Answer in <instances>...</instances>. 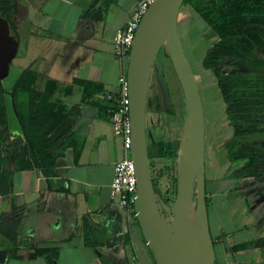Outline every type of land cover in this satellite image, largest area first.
I'll use <instances>...</instances> for the list:
<instances>
[{
    "label": "crops",
    "instance_id": "0c3cea01",
    "mask_svg": "<svg viewBox=\"0 0 264 264\" xmlns=\"http://www.w3.org/2000/svg\"><path fill=\"white\" fill-rule=\"evenodd\" d=\"M138 2L41 0L28 13V22L20 30L31 59L28 68L39 75L41 91L48 81L57 83L55 96L73 113L68 131L74 135L79 156L76 160L74 149L68 147L47 168L38 165L28 149L25 155L12 157L18 146L13 143L21 141L23 133L17 120L16 127L10 120L0 124V264H156L138 221L112 198L115 164L125 152L112 119L102 111L114 106L119 77L125 71L116 58L115 36ZM199 73L204 86L216 85L211 70L200 68ZM76 80L102 84V94L84 96ZM71 86L73 92L67 94ZM216 106L219 114L205 120L211 160L219 148L217 138L233 132L225 103ZM20 143L26 146V141ZM227 167L219 174L227 199L218 195L212 183L210 191L207 188L210 205L223 214L215 219L212 233L219 246L216 264H264V249H230L264 238L253 232L264 223L249 214L245 195L230 196L235 182L225 178ZM231 210L234 215L227 216ZM227 239L235 244L226 243ZM38 250L44 253L33 257Z\"/></svg>",
    "mask_w": 264,
    "mask_h": 264
},
{
    "label": "trees",
    "instance_id": "16d2710c",
    "mask_svg": "<svg viewBox=\"0 0 264 264\" xmlns=\"http://www.w3.org/2000/svg\"><path fill=\"white\" fill-rule=\"evenodd\" d=\"M183 6L198 21L197 30L207 45L201 69L211 70L217 77L216 84L225 103V117L233 129L232 136L226 142L228 167L225 178L235 180L238 186L250 191L247 207L258 221H264V191L260 190L264 187V0H185ZM0 14L9 20L12 33L20 42V49L19 0H0ZM159 57L164 64V75L176 109L174 114L165 109L154 68L147 113H165L175 117L185 105L181 100L183 91L180 92L181 85L163 50ZM129 58L130 54L124 64L126 75ZM224 67H230L227 74L221 73ZM75 84L83 86L84 96L102 94L103 91L102 84L92 81L76 80ZM73 88L69 87L67 94L72 93ZM58 90L57 83L48 81L45 90L41 91L39 75L30 68L21 73L10 91L0 81V124L9 123L8 95L28 154L44 168L55 165L59 153L68 147L74 149L76 160L79 156L74 135L68 131V122L73 113H68L55 96ZM155 90L159 93H154ZM115 107L116 104L107 110L102 108V111L112 119ZM179 147L180 140L173 139L148 143L154 187L164 217L166 207L174 212L178 174L169 176L163 189L156 176L153 159L165 158L178 162ZM171 169L172 166L167 168L169 172ZM209 205L207 198L208 211ZM212 237L216 249L215 237ZM252 248L264 249V238L233 245L230 249L237 252ZM43 253L38 250L32 256Z\"/></svg>",
    "mask_w": 264,
    "mask_h": 264
},
{
    "label": "water",
    "instance_id": "95a60500",
    "mask_svg": "<svg viewBox=\"0 0 264 264\" xmlns=\"http://www.w3.org/2000/svg\"><path fill=\"white\" fill-rule=\"evenodd\" d=\"M185 0H155L137 29L127 69L132 122L131 157L135 164L138 192L137 221L156 264H216L206 188V124L200 88L187 57L179 30ZM20 42L0 15V81L9 76ZM169 58L186 102L180 137L177 196L172 219L162 214L156 195L148 154L147 106L151 77L156 69L165 109L175 113L164 64ZM16 141L12 157L25 155L27 147Z\"/></svg>",
    "mask_w": 264,
    "mask_h": 264
},
{
    "label": "rangeland",
    "instance_id": "374dc122",
    "mask_svg": "<svg viewBox=\"0 0 264 264\" xmlns=\"http://www.w3.org/2000/svg\"><path fill=\"white\" fill-rule=\"evenodd\" d=\"M40 1L41 0H21V4H20L21 14L19 20L22 26H25L26 23L28 22V18H29L28 13L31 12L33 9H35L37 6H39ZM189 12L190 11L186 6L182 7L179 15V30L187 57L189 58V61L196 75V79L200 88V92L204 104L205 120L207 121L209 120V117H214L219 114V109L217 108L218 106H216V104L219 105L220 102L222 103L224 102L221 98L217 84L206 87L202 82L203 78L199 73V69L203 68L201 65V61L207 53V45L204 42L201 34L197 30V27H199L198 21H195L194 18L191 17L192 16L191 13ZM22 26L20 27V30ZM24 36L25 34L23 33L20 36L22 40L21 47L19 49V54L11 63L9 76L2 81L4 88L9 91L15 85L21 73L29 67V60H31L30 57L26 55ZM229 71H230V67H224L222 68L221 73L227 74ZM181 91L183 90L180 89V92ZM157 92L159 93V91L156 90L154 91V93ZM10 100H11L10 97L7 95L6 104L9 107L8 119L10 120L8 121L10 122V125L12 124V127L13 126L16 127L17 122L16 119L14 118L13 110L11 111ZM181 100L182 103L184 104L185 102L184 93H182L181 95ZM178 111L179 112L175 117H172L171 115L165 113H156V112H150L147 114L146 127H147L148 143L153 144L155 142H160L168 139L180 140L184 126L185 116H186V102L185 105L182 108H180V110ZM214 121H215L214 123L216 124L218 123V120L216 118H214ZM206 123L208 126V122ZM214 128L216 129V126ZM208 137H209V133L207 132L206 186L209 191H210L211 183L213 186H217L220 192V194L218 195L223 197L224 199H227L229 193L226 194L227 192H222L221 190H223L225 187L223 184L219 183L222 182L223 179L219 174L223 173L222 170L224 169L225 165L228 164V154L226 151L227 138H223V137L217 138L218 144L216 145L219 148L217 149L216 156L214 157L213 160H211L212 156L208 151V146H210L209 144L211 142L209 141ZM153 162H154V169L156 176L159 178L160 184L164 189L166 187V180L169 178V176L171 175L175 176L178 174V162H174L170 159H165V158H154ZM171 166L172 169L169 172L167 168ZM235 194L236 192H231L230 196H233ZM215 201L217 203H221L222 200H219V198L216 197ZM172 212H173L172 208L166 207L165 218L168 221L172 219V215H173ZM208 213H209L210 227L212 229L211 232L213 233L215 219L218 217V215L222 217L223 214L221 213V209L214 207L212 205H209ZM234 213L235 212L231 210L227 216L229 215L233 216ZM131 219L135 221L133 217ZM223 219L226 220L225 216L223 217ZM253 232L256 235L255 237L264 236V225L259 229L256 230L254 229ZM226 243L235 244V240L227 239ZM216 251L217 253L219 251L218 245L216 246Z\"/></svg>",
    "mask_w": 264,
    "mask_h": 264
},
{
    "label": "built area",
    "instance_id": "2783aa9c",
    "mask_svg": "<svg viewBox=\"0 0 264 264\" xmlns=\"http://www.w3.org/2000/svg\"><path fill=\"white\" fill-rule=\"evenodd\" d=\"M155 0H139L137 7L131 14L124 29L118 31L115 36L116 58L124 65L131 53L137 29L150 5ZM119 96H115L116 104L112 122L115 134L122 138L125 155L115 164L114 178L112 182V198L126 208L129 216L137 219L135 200L138 192V182L135 164L131 157L132 146V122L130 117V99L128 78L125 73L119 77ZM24 138L21 140L22 142Z\"/></svg>",
    "mask_w": 264,
    "mask_h": 264
},
{
    "label": "flooded vegetation",
    "instance_id": "af4514ba",
    "mask_svg": "<svg viewBox=\"0 0 264 264\" xmlns=\"http://www.w3.org/2000/svg\"><path fill=\"white\" fill-rule=\"evenodd\" d=\"M20 4H21V0H19V15H18V21H20V20H19V17H20V14H21V9H20L21 6H20ZM0 15H1V14H0ZM1 16H2V15H1ZM2 17H3V16H2ZM5 19H7V18H5ZM7 20H8V19H7ZM8 22H9V20H8ZM9 25H10V30H11V33H12L13 30H12V27H11L10 22H9ZM21 26H22V24L20 23V24L18 25V27L20 28ZM12 34H13V33H12ZM147 114H148V113H147ZM227 123H228V125H229V122H228V121H227ZM229 126H230V125H229ZM230 127H231V126H230ZM232 134H233V132H232L231 134H229V135H224L225 137H223V138H227V140H228V139L232 136ZM226 142H227V141H226ZM233 181L235 182V184H234V187H233V191H232V192L241 193V194L245 195V202H246V207H247V196H248V194H249L250 191H248L247 188H243V187L238 186L235 180H233ZM260 190H261V192L264 191V187H261ZM247 210H248L249 214L251 215V213H250L248 207H247ZM251 216L255 219V221H256L257 223H264L263 220L258 221L253 215H251Z\"/></svg>",
    "mask_w": 264,
    "mask_h": 264
}]
</instances>
